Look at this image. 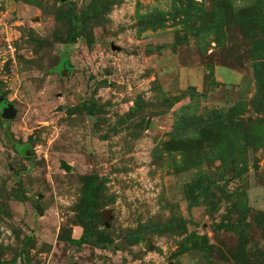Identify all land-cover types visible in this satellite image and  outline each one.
I'll use <instances>...</instances> for the list:
<instances>
[{"label":"rangeland","instance_id":"1","mask_svg":"<svg viewBox=\"0 0 264 264\" xmlns=\"http://www.w3.org/2000/svg\"><path fill=\"white\" fill-rule=\"evenodd\" d=\"M70 1L0 0V264H264V208L251 201L264 195V79L253 66L264 71V30L246 36L247 3L222 0L220 18L214 0H105L69 43L66 12L92 0ZM252 12L264 17V0ZM218 109L204 141L174 130L185 111ZM235 136L240 158L225 164L216 154L234 152ZM89 174L107 248L68 240L83 231ZM170 222L175 231L151 230Z\"/></svg>","mask_w":264,"mask_h":264},{"label":"trees","instance_id":"2","mask_svg":"<svg viewBox=\"0 0 264 264\" xmlns=\"http://www.w3.org/2000/svg\"><path fill=\"white\" fill-rule=\"evenodd\" d=\"M61 1V0H60ZM215 2H217V12L216 14L221 18L224 16V11H228L227 6L223 5V3L221 2L222 0H214ZM262 0H257V3H255L252 6L246 7V14L240 16L239 18L241 19V22L244 25H247L249 27V32L246 33V36L249 37V39H252L254 41H256V39H254V37L256 36V34L260 33L262 30H264V17H253V10H255L257 8L258 5H260V2ZM63 3H67L71 6V8H73V2H71L70 0L63 2ZM102 6V7H101ZM108 6H106V1L105 0H92L90 2V4L88 5V7L82 12V14H76V13H72L70 9L66 12V16L69 17V19H71L73 22H75V24L77 25V27H73L69 30V34H68V38L67 41L69 43H75L77 41V38L79 36H81L82 32L86 29V25L84 23H86V21H88L91 17H92V13H94V15L96 13L101 12V8H107ZM74 11V10H73ZM251 12V14H250ZM250 25V26H249ZM255 25V26H254ZM89 40V45L93 46L95 39L93 35H90L88 37ZM256 44L258 45V43L256 42ZM253 66L256 68L257 71V81L260 83L261 81L260 78L263 77L264 79V75L262 73V69L261 67L263 66V64H261L260 62H254ZM264 72V71H263ZM264 81V80H263ZM84 105H86L87 108H89V113L94 115L96 113L95 108H90L91 106L88 105L87 103H84ZM187 111H185V113H183V116L181 117V120H179L177 122V124L174 127V130H177L180 128V130L186 131V134L190 133V131H187V129L192 130V134L195 136V138H198L202 141H204L205 138L210 137L208 136V132H210V128H212L214 123V119L215 118H222L224 116V111L221 109L215 110L214 112H212L211 114H209L208 117H206V114L204 115H200V116H189L187 115ZM128 115V114H127ZM204 120V121H203ZM221 122V121H220ZM219 122V123H220ZM218 123V124H219ZM230 127H223L222 128V132L223 133H234L232 129H230ZM178 130V131H180ZM8 131V130H7ZM177 131V132H178ZM8 137H10V133L7 132ZM241 137H245V134H241L239 135ZM239 136H235V138L233 139V144L235 145V149L234 152L233 151H220V154H216L218 155L219 158L224 159V163L227 164L229 162V160L234 157L235 159H239L240 156L239 154L236 152V147L239 145L240 140L238 139ZM225 140L222 141V147L223 150L225 147H227L232 140V135H226L224 136ZM232 145V144H231ZM206 177V174L201 175V180L203 181L204 178ZM85 178V186H84V194H83V198L81 200V205H82V209H83V218L81 219V223H82V227H83V231L81 233V235L79 237H70L68 240L70 243L75 244V245H83L85 243H92L97 247L100 248H107L108 247V243L111 240H108L104 235L103 232L100 230H96L95 229V222L97 220H102L103 223L104 222V217L102 214H97L94 211L95 206L97 205V197H96V192L98 189V179H99V175L98 174H89L87 176L84 177ZM222 178V177H221ZM207 191H210V188L205 189V188H201L199 195L206 193ZM16 197H18L20 200H23V197L20 196L17 192H15ZM196 202H194L193 200H190L189 202V207H192ZM246 213L251 212L252 207L249 206L248 204L245 207ZM244 214V216L242 217V221L244 220V218L246 217V215ZM103 217V218H102ZM80 224V223H79ZM179 225V223H177ZM177 224L174 222H170V223H165V224H156L153 227V229H151L152 231H155L157 233H164V231H175ZM235 229H241L240 227H236ZM243 229L246 230V228L243 226ZM147 231L146 228H142V229H134L131 230L129 232V238L131 242H138V241H142L144 240V233ZM208 244L209 241H206L205 244V249H208Z\"/></svg>","mask_w":264,"mask_h":264},{"label":"crops","instance_id":"3","mask_svg":"<svg viewBox=\"0 0 264 264\" xmlns=\"http://www.w3.org/2000/svg\"><path fill=\"white\" fill-rule=\"evenodd\" d=\"M241 2L247 3L246 4L247 5L246 7H249V6L254 5L256 3V0H241ZM225 70L226 71H229V73H226L228 76H231V77H233V78H235L237 80L243 81L246 78L242 73H240V71H237L235 69L227 68ZM260 189H261V193L264 194V186H262V188H260ZM252 195H253V197H251L252 203L258 204L260 208H264V195L262 197H259V196L254 195V194H252ZM257 198H259V199H257ZM81 233H82L81 230H79L78 237L80 236Z\"/></svg>","mask_w":264,"mask_h":264},{"label":"water","instance_id":"4","mask_svg":"<svg viewBox=\"0 0 264 264\" xmlns=\"http://www.w3.org/2000/svg\"><path fill=\"white\" fill-rule=\"evenodd\" d=\"M62 2H66V1H68V0H61ZM10 106V108H9V110L11 109V111H12V113L11 114H9L7 111L4 113V116H7V118H12V117H14L15 115H16V110H15V108L12 106V105H9ZM26 154H28V155H30L31 154V150H28L27 152H26ZM61 165H62V167L63 168H65L67 171H70L71 170V165L67 162V161H65V160H62L61 161ZM107 220L105 219V222H106Z\"/></svg>","mask_w":264,"mask_h":264}]
</instances>
